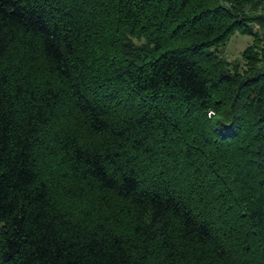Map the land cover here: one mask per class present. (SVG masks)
<instances>
[{
    "label": "trees",
    "instance_id": "16d2710c",
    "mask_svg": "<svg viewBox=\"0 0 264 264\" xmlns=\"http://www.w3.org/2000/svg\"><path fill=\"white\" fill-rule=\"evenodd\" d=\"M0 264H264V0H0Z\"/></svg>",
    "mask_w": 264,
    "mask_h": 264
},
{
    "label": "rangeland",
    "instance_id": "374dc122",
    "mask_svg": "<svg viewBox=\"0 0 264 264\" xmlns=\"http://www.w3.org/2000/svg\"><path fill=\"white\" fill-rule=\"evenodd\" d=\"M254 43V39L249 34L235 31L225 44L220 46L219 53L229 62V67H240L244 70L246 60L242 56V51Z\"/></svg>",
    "mask_w": 264,
    "mask_h": 264
}]
</instances>
